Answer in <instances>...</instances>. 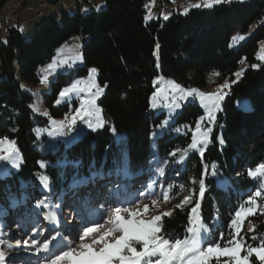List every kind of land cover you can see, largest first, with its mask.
Listing matches in <instances>:
<instances>
[{"label":"trees","instance_id":"16d2710c","mask_svg":"<svg viewBox=\"0 0 264 264\" xmlns=\"http://www.w3.org/2000/svg\"><path fill=\"white\" fill-rule=\"evenodd\" d=\"M101 1L104 7L99 11L68 15L61 10L27 35L18 29L19 16L16 22L10 20L0 41V139L14 141L20 164L0 177V210L9 211L11 198L26 192L27 199L32 194L26 213L44 211L51 198L63 202L61 195L73 179L92 172L114 174L124 169L132 174L145 169L147 175H155L163 168L162 184L176 188L179 196L185 185L189 197L161 216L157 234L181 241L202 225L209 232L205 243L229 244L233 217L259 186L251 171L264 165V56H256L264 41V20L244 40L236 36L262 18L264 1L220 2L184 13L172 8L167 18L150 21L144 19L145 0ZM21 7L16 8L18 14ZM75 35L82 42L78 71L95 67L104 87L97 102L104 124L65 145L37 133L46 118L33 112L27 87L37 84L38 67ZM242 61L247 66L236 76ZM209 72L228 76L230 83L205 147L201 148L204 137L197 126L204 120V110L197 103L184 105L174 115L177 133L154 135L167 117L164 111H149L154 77L160 74L183 86H203ZM61 84L65 80L52 83L45 101L50 107ZM246 102L248 107L243 108ZM60 112L53 109L54 114ZM28 222L36 224L37 219ZM251 224L244 233L246 243L264 246V216L254 215ZM252 261L261 264L255 257ZM201 264L234 263L210 256Z\"/></svg>","mask_w":264,"mask_h":264},{"label":"rangeland","instance_id":"374dc122","mask_svg":"<svg viewBox=\"0 0 264 264\" xmlns=\"http://www.w3.org/2000/svg\"><path fill=\"white\" fill-rule=\"evenodd\" d=\"M232 1L237 0H145L144 19L150 21L158 16L167 18L172 13L170 10L172 8L184 13L190 8L210 7L220 2L229 4ZM21 2L22 0H5L7 7L14 8L20 7ZM27 2L28 7L26 9L21 7V9L26 10L29 18L32 16L37 18V22L30 25H24L21 22L17 24L23 35H27L30 30L39 26L48 17L60 15L61 10L71 15L77 10L86 13L92 8L99 11L104 7L101 0H27ZM263 20L264 14L261 19L251 23L246 32L237 33L236 36L244 40L253 34ZM10 24L9 15L0 11V41L4 40ZM81 47V37L78 35L61 44L55 50L51 61L38 67L37 84L27 87L33 96L31 105L33 112L46 118V122L37 128V133L49 139L58 140L65 145L81 139L89 131L102 128L104 124L97 104L104 87L97 81L95 67L88 68L85 73L78 71V68L82 66ZM256 56L259 59L264 56V41L259 43ZM155 57L158 58V47L155 50ZM246 66V62L242 61L235 75L238 76ZM206 78L207 83L203 86H183L172 78L163 77L160 74L154 77V90L149 98V111L154 113L164 111L167 114V117L159 124L158 130L153 133L154 135L169 130L177 133L176 127L172 126L174 115L181 111L184 105L197 103L204 110V120L201 125L197 126L202 128L204 137L201 139V148L205 147L216 113L227 94L230 83L228 76L221 77L216 72H209ZM61 80H65V84H61L50 107L45 101L52 92V83ZM242 107L247 108V102ZM64 108L67 111H63ZM53 109L61 112L54 114ZM176 160L182 162L181 156L179 160ZM19 164L20 156L14 141L9 138L0 139V177L17 170ZM123 170L116 169L114 174L92 172L87 178L73 179L61 195L64 198L63 203L62 201L56 203L51 198L44 211L36 210L35 216L26 213L30 212L31 193H29L31 199H27L26 192L12 197L11 209L9 211L0 210V264H9L7 262L10 258V261L18 259L23 264H92L98 262L94 256L102 261L101 264H201L210 256L224 257L234 264H254L252 257H255L261 264H264V246H250L244 239V233L251 229L252 217L256 214L264 216V165L251 171V176L257 180L259 186L233 217L231 242L224 246L208 245L207 241L205 243L206 239L209 240L207 238L209 232L202 225L199 231L195 229L193 232H188V237L181 241H168L160 237L157 231L161 216L168 214L175 205L184 203L189 197V188L184 185L179 196L176 188L172 190L171 185L165 187L162 184L164 175L161 171L163 168L155 175H147L145 169L132 174H125ZM45 184L46 192H50L47 186L50 184L49 180H45ZM73 189L75 190L72 192ZM94 190L110 198L102 205L103 210L107 207L110 209L108 213L105 212V218H97L99 209L95 210L93 223L85 229L82 235L79 230L72 239L69 235L66 236L64 240L67 239V241L63 243L62 248L54 252V256L45 254L42 241L48 238V231L40 229L39 225L32 222V225H29L28 221L35 218L37 221L48 219L49 223V218L53 216L56 217L57 223V216H61L65 220L63 223L67 224L70 218L64 216L68 212L61 208L62 205L71 204L75 196H84V199H87L92 196ZM18 196L20 201L17 202L16 197ZM88 204L89 201H86L85 208ZM111 214L112 217H110ZM13 217L18 220L16 224H14ZM23 220H26L23 226L31 229L32 234L35 229L37 231L35 239L31 242L33 250L19 248L21 244L27 245L25 238L21 241L17 240L21 237L23 227H16ZM125 222L131 223L132 226H128ZM2 225L6 226L3 230ZM15 229L19 232L14 233L12 230ZM100 235L103 238L97 242ZM94 241L95 245L90 247ZM114 242L120 243L114 251H110V246ZM5 258L7 259L4 261Z\"/></svg>","mask_w":264,"mask_h":264},{"label":"bare ground","instance_id":"6f19581e","mask_svg":"<svg viewBox=\"0 0 264 264\" xmlns=\"http://www.w3.org/2000/svg\"><path fill=\"white\" fill-rule=\"evenodd\" d=\"M248 1H254V0H248ZM66 212H68V211H66ZM56 220V217H50L49 218V223H52V222H54ZM62 221V222H61ZM125 224H127L128 226H132L131 225V223H129V222H125ZM57 225H59V226H64L65 224L63 223V218H61V216H57ZM131 233V232H130ZM106 234H108V232H106ZM104 235V234H103ZM65 238H66V236H65ZM103 237H102V235H100L99 237H98V240H96L97 242H99V239H102ZM123 239H124V237L122 238V241H123ZM119 243L120 242H114V243H112L111 244V246H110V251H114V249L117 247V245H119ZM93 245H95V241L94 242H92L91 244H90V247L91 246H93ZM19 248H22L23 249V246H19ZM94 257H96L95 258V260H97L98 262H95V263H92V264H101L102 263V261H99V259H98V257L97 256H94ZM7 258H5L4 259V261L6 260ZM11 259V258H10ZM10 259H8V262L10 263V264H12V261H10ZM18 260V259H17Z\"/></svg>","mask_w":264,"mask_h":264},{"label":"crops","instance_id":"0c3cea01","mask_svg":"<svg viewBox=\"0 0 264 264\" xmlns=\"http://www.w3.org/2000/svg\"><path fill=\"white\" fill-rule=\"evenodd\" d=\"M23 5V6H22ZM28 5H29V3L27 2V0H22V2H21V6H22V8H27L28 7ZM20 6V7H21ZM24 9V11H22V9H21V11H20V13H19V21L22 23V24H24V25H30V24H36L35 22H37V18H35V17H31V18H29L30 16H29V14L27 15V13H26V10ZM24 16V17H23ZM20 24V23H19Z\"/></svg>","mask_w":264,"mask_h":264},{"label":"built area","instance_id":"2783aa9c","mask_svg":"<svg viewBox=\"0 0 264 264\" xmlns=\"http://www.w3.org/2000/svg\"><path fill=\"white\" fill-rule=\"evenodd\" d=\"M0 11H4L9 15V20L11 21H17V15H18V9L14 8V7H7L5 2H1L0 0Z\"/></svg>","mask_w":264,"mask_h":264}]
</instances>
